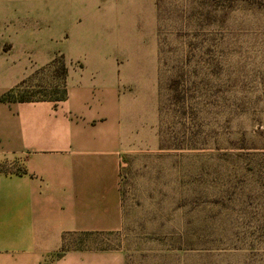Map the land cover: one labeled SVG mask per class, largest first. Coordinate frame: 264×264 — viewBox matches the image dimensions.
<instances>
[{
	"label": "rangeland",
	"instance_id": "rangeland-1",
	"mask_svg": "<svg viewBox=\"0 0 264 264\" xmlns=\"http://www.w3.org/2000/svg\"><path fill=\"white\" fill-rule=\"evenodd\" d=\"M77 2L0 0L17 96L61 97L93 50L117 58L128 95L123 226L66 246L116 248L126 264H264V0Z\"/></svg>",
	"mask_w": 264,
	"mask_h": 264
},
{
	"label": "crops",
	"instance_id": "crops-1",
	"mask_svg": "<svg viewBox=\"0 0 264 264\" xmlns=\"http://www.w3.org/2000/svg\"><path fill=\"white\" fill-rule=\"evenodd\" d=\"M77 3L76 12H92V0ZM21 56L0 54V95L21 78ZM81 61L82 69H69L63 99L0 102V264H126L116 248L57 255L63 237L123 226L119 171L128 95L115 56L93 50Z\"/></svg>",
	"mask_w": 264,
	"mask_h": 264
},
{
	"label": "trees",
	"instance_id": "trees-1",
	"mask_svg": "<svg viewBox=\"0 0 264 264\" xmlns=\"http://www.w3.org/2000/svg\"><path fill=\"white\" fill-rule=\"evenodd\" d=\"M65 70V67H63ZM23 81H21L22 84ZM20 87V84L16 85L15 87H12L8 90H6L5 92H3L0 95V102H12V101H32V100H39V99H49V100H61L64 98L65 95V90L62 93V96L56 99H50V98H35V97H25V96H17L16 95V90L17 88ZM15 94V96H13ZM77 234H90L88 232H83V233H77ZM76 235V234H75ZM69 236H73L72 234H70ZM68 236V237H69ZM66 237H65V242H64V237H63V244L61 245L60 250L58 251L57 255L59 256L63 251L69 250V249H83L81 247H67L66 246Z\"/></svg>",
	"mask_w": 264,
	"mask_h": 264
}]
</instances>
